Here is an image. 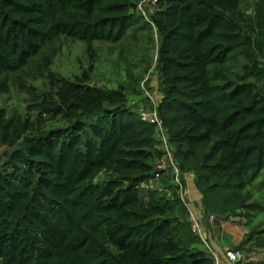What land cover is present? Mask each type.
<instances>
[{"label":"trees","instance_id":"obj_1","mask_svg":"<svg viewBox=\"0 0 264 264\" xmlns=\"http://www.w3.org/2000/svg\"><path fill=\"white\" fill-rule=\"evenodd\" d=\"M144 1L0 0V95L14 85L31 95L23 111L0 108V264H216L172 167H158V132L129 99L153 106L137 72L151 67L173 160L183 183L194 176L206 227L210 215L216 226L240 215L247 232L232 250L264 248V0L250 17L241 0ZM131 37L155 60L143 45L138 60L122 58L116 87L51 68L62 39L96 58L95 42ZM151 178L161 190L141 185Z\"/></svg>","mask_w":264,"mask_h":264},{"label":"rangeland","instance_id":"obj_2","mask_svg":"<svg viewBox=\"0 0 264 264\" xmlns=\"http://www.w3.org/2000/svg\"><path fill=\"white\" fill-rule=\"evenodd\" d=\"M255 0H241L240 8L246 17H250L253 13V3ZM144 6V5H143ZM152 4H148L146 6V11H152ZM249 22V18H248ZM134 33V32H133ZM141 36V34H140ZM94 47L96 48L97 57L91 58L90 54L86 52V44L81 41H72V40H61V46L59 47V51L57 55L54 57L52 70L61 73L65 77L71 76L73 73H78L88 70L89 74V83L104 85L107 84L110 87H116L118 79H124V64L122 63L127 55L130 59L138 60V58L142 55V49L140 48L142 45L145 49V53L147 56L151 57L149 60H155L156 49L147 45V40L139 38L131 37L127 44L123 45L116 44V46H111L108 43H99L95 42ZM123 53L121 56L120 53ZM93 57V56H92ZM114 60H118L119 64L122 66H118V68L113 65ZM92 63V64H91ZM154 63V62H153ZM89 65L92 66V69L89 70ZM153 66V64H152ZM118 72V74H116ZM140 76L145 77L143 81H145L146 92H144L147 96L149 94L153 98H160L157 92V73L152 69V67L148 70H142L139 68L137 71ZM26 84L35 85L34 89H38V91L43 88L42 80H32L27 79ZM150 89L152 91H150ZM31 99V95L24 88H18L16 85L12 86L7 93H3L0 95V108H4L6 111L13 110H25L28 106V101ZM130 101L136 102L144 106L141 100L137 97H129ZM137 105V106H141ZM144 108V107H143ZM156 161H154L155 163ZM156 164H154V168ZM189 178V176H188ZM191 209L194 210V207H197L194 204L189 205ZM202 210V209H201ZM201 212H199L200 214ZM222 226L213 225V229L211 231V237L216 239V241L223 247L227 249L237 248V245L243 239L244 234L247 232V227L245 226V219L242 216L231 217L228 220H222ZM216 229L214 232L212 230ZM204 232L206 234V226H204ZM207 239L210 237L207 235ZM241 249L242 259L241 262L244 264H264V248L262 249H254L250 253H247Z\"/></svg>","mask_w":264,"mask_h":264},{"label":"built area","instance_id":"obj_3","mask_svg":"<svg viewBox=\"0 0 264 264\" xmlns=\"http://www.w3.org/2000/svg\"><path fill=\"white\" fill-rule=\"evenodd\" d=\"M147 1H150L152 4L156 2V0H147ZM145 2L146 0L144 1V3H142V6L145 4ZM142 6L141 4L139 5L140 10H142ZM147 97L151 100V104H153V106L151 107L148 106L144 108L141 107L139 110V115L142 121L153 124L155 126L156 131L158 132L161 147L165 152L162 165H160L159 168H165L168 166V164L172 167L173 173H174L173 184H174V187L177 188L176 192L178 193L179 198L183 201V203L186 205L188 209L190 227L193 232L199 235L205 248L213 254L215 263L219 264V255L216 251H214V248L209 243L207 236L203 230L204 222H203L202 213L199 214V212H201L200 208L196 204L192 203L190 199L188 198L187 189L185 188L184 183L182 182L180 178V170L178 168V165L173 160L172 150H171V147L168 141V136L166 134V131L163 127L162 121L156 109L157 98H153L149 94H147ZM156 177H158V174L156 175ZM146 184L152 187L156 186L160 190L162 189V187L158 184V182L156 180L154 181V179L152 178L149 179L148 181L141 183L142 186H145ZM190 204H194L197 207H194V210H193L190 208L189 206ZM214 220H215V217L213 215H210L211 224H213ZM225 256L233 264H235L237 261L242 259V253L238 250L226 249Z\"/></svg>","mask_w":264,"mask_h":264},{"label":"crops","instance_id":"obj_4","mask_svg":"<svg viewBox=\"0 0 264 264\" xmlns=\"http://www.w3.org/2000/svg\"><path fill=\"white\" fill-rule=\"evenodd\" d=\"M189 176V178H188ZM193 174L192 173H187L185 174V180H186V188H187V191H188V195H189V198L196 204H200V194L198 192V190L196 189L195 185H194V181H193ZM206 226V225H205ZM210 229H213L212 226L210 227H206V234L209 235L210 237V241H211V244L213 246V248L216 250V252L218 253L219 255V264H233L231 263L227 257L225 256V250L227 248H223L217 241L216 239L212 238L211 237V231ZM216 229L212 230L213 232L215 231Z\"/></svg>","mask_w":264,"mask_h":264},{"label":"clouds","instance_id":"obj_5","mask_svg":"<svg viewBox=\"0 0 264 264\" xmlns=\"http://www.w3.org/2000/svg\"><path fill=\"white\" fill-rule=\"evenodd\" d=\"M146 3H148L147 0H146ZM145 92H146V91H145ZM145 95H146V94H145ZM146 97H147V96H146ZM159 97H160V95H159ZM158 99H160V98H157V100H158ZM140 108H141V107L138 108V116H139V118H140V115H139V110H140ZM140 119H141V118H140ZM144 122H145V121H144ZM149 124H150V123H149ZM152 125H153V124H152ZM153 126H154V125H153ZM154 127H155V126H154ZM155 130H156V129H155ZM160 146H161V143H160ZM161 148H162V147H161ZM163 151H164V150H163ZM164 153H165V152H164ZM164 155H165V154H164ZM163 159H164V158L161 159V161H160V163H159V166L162 165V161H163ZM159 166H158V167H159ZM186 174H187V173H186ZM184 186H185V188H186V180H185ZM186 189H187V188H186ZM187 192H188V191H187ZM188 198H189V195H188ZM189 199H190V198H189ZM190 201H191L192 203H194L191 199H190ZM194 204H196V203H194ZM196 205L199 206V208H200V204H199V205L196 204ZM200 211H201V213H202L201 208H200ZM202 216H203V214H202ZM203 222H204V226H205V220H204V217H203ZM197 235H198V234H197ZM198 236H199V235H198ZM200 239H201V238H200ZM201 241H202V240H201ZM208 241H209V243L211 244L210 239H209ZM202 243H203V242H202ZM203 245H204V244H203ZM211 246H212V244H211ZM212 247H213V246H212ZM214 250H215V249H214ZM215 251H216V250H215Z\"/></svg>","mask_w":264,"mask_h":264}]
</instances>
